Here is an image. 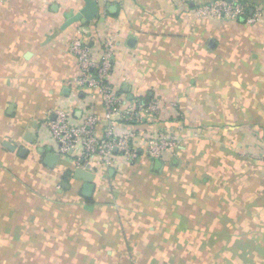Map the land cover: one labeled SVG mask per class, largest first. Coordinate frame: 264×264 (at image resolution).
Segmentation results:
<instances>
[{"label":"crops","instance_id":"1","mask_svg":"<svg viewBox=\"0 0 264 264\" xmlns=\"http://www.w3.org/2000/svg\"><path fill=\"white\" fill-rule=\"evenodd\" d=\"M199 1L98 0L65 28L83 0L0 2V264H264V0H246L257 24L197 19ZM110 36L123 94L176 103L132 129L182 141L160 160L140 149L85 197L70 159L48 166L38 148L52 109L79 122L89 106L104 125L97 91L67 84L68 46Z\"/></svg>","mask_w":264,"mask_h":264},{"label":"built area","instance_id":"2","mask_svg":"<svg viewBox=\"0 0 264 264\" xmlns=\"http://www.w3.org/2000/svg\"><path fill=\"white\" fill-rule=\"evenodd\" d=\"M4 1L7 0H0ZM194 17L238 20L247 24L263 22L261 9L249 13L248 4L241 0H211L196 4ZM114 49V36L104 39L100 52L80 38L71 40L68 46L80 74L67 80V84L97 91L103 105L104 125L99 127V116L89 106L83 107L79 122L62 108L52 109L46 121L53 151L59 157L69 158L74 168L92 172L95 177L122 162L134 161L140 149H144L151 159L161 158L165 153L176 156L182 141L180 134L162 128L140 133L132 129L134 125L158 123L166 106L176 103L160 98L126 97L113 83Z\"/></svg>","mask_w":264,"mask_h":264},{"label":"water","instance_id":"3","mask_svg":"<svg viewBox=\"0 0 264 264\" xmlns=\"http://www.w3.org/2000/svg\"><path fill=\"white\" fill-rule=\"evenodd\" d=\"M98 10V0H83V5L79 10H77L76 12H74L73 10H69L64 13L65 21L63 23V28L75 22L86 24L92 21L97 16ZM25 139L31 142L34 141V137L29 135V133L25 136ZM3 145L8 150L13 151L15 149V146L8 141H3ZM38 151L44 153L43 163L48 166H51L59 158V155L53 151L50 145L46 147H39ZM19 153L20 155H24L26 153V150L21 149ZM72 176L73 178L80 179L83 182L81 194L85 197H90L95 186V175L92 172L85 171L80 168H75Z\"/></svg>","mask_w":264,"mask_h":264},{"label":"trees","instance_id":"4","mask_svg":"<svg viewBox=\"0 0 264 264\" xmlns=\"http://www.w3.org/2000/svg\"><path fill=\"white\" fill-rule=\"evenodd\" d=\"M209 1H211V0H204V1H202V0H200L199 2H198V4H203V3H207V2H209ZM242 2H245V3H247V1L246 0H241ZM248 6L250 7V5L248 4ZM142 132V131H141ZM152 160H160V158H156V159H152Z\"/></svg>","mask_w":264,"mask_h":264}]
</instances>
